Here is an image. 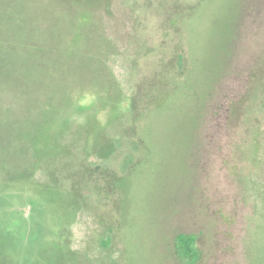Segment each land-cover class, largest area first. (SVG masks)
<instances>
[{
  "label": "rangeland",
  "instance_id": "rangeland-1",
  "mask_svg": "<svg viewBox=\"0 0 264 264\" xmlns=\"http://www.w3.org/2000/svg\"><path fill=\"white\" fill-rule=\"evenodd\" d=\"M20 46L57 50L50 55L64 62L61 78L72 71V96L94 90L84 52L101 46L94 55L128 98L123 128L107 124L102 142L79 141L68 158L89 168L116 157L127 179L116 211L90 197L70 213L56 196L71 189L61 167L30 154L19 175L27 189L4 187L0 167V264H264V0H0V48ZM66 46L76 50L63 57ZM45 94L67 107L56 91ZM97 118L105 124L107 112ZM85 122L73 114L69 133ZM24 192L52 212V236L24 242L12 214L28 218L23 237L42 219L30 220ZM178 235L195 236L194 262Z\"/></svg>",
  "mask_w": 264,
  "mask_h": 264
},
{
  "label": "trees",
  "instance_id": "trees-1",
  "mask_svg": "<svg viewBox=\"0 0 264 264\" xmlns=\"http://www.w3.org/2000/svg\"><path fill=\"white\" fill-rule=\"evenodd\" d=\"M100 47L88 46L84 52L87 60L86 68L91 70L90 74L89 70L86 73L88 77L92 76L90 80L94 90L91 93L80 91L77 96L75 95L76 97L72 96L77 91L74 86L75 82L67 81L65 78L66 74L72 71L63 70L64 77L61 78L64 62L53 61L58 51L51 46H42L40 51L35 46H20L19 52H16L14 48L8 47L4 50L0 48V52L4 54L9 65L7 67L0 63V167L6 168L9 174L1 182L4 187L11 185H18L22 189L29 187L27 177L19 175L28 168L29 159L33 155L39 157L42 162L48 161L54 163L55 167H61L60 171H65L66 178H70L72 182L71 189L67 193L56 195L57 198L60 196L64 199L63 203L59 204L61 211L71 213L72 208L82 205L83 202L87 203L90 197L100 207L109 204L115 211L119 208L121 185L127 176L120 174L111 164L116 157L106 158L102 164H94L89 168L82 167L68 158V154H71V150L79 141L87 144L95 141L102 142V139L106 138L107 124L118 122L121 129L123 128V122L119 119L121 115L126 114L124 103L128 98L123 94L117 80L111 70L105 66L101 57L94 55ZM74 50L76 46H66L63 48L64 55L62 56ZM50 53L54 55L53 58ZM65 65L68 66V64ZM54 70L59 76L56 79L50 78L47 74ZM6 75L8 77H5ZM48 91L59 93L63 100H67L65 102L67 103L65 107H67L63 108L57 105V102L54 104L53 97L45 94ZM87 94L93 99L89 104H84L82 99ZM127 109L132 117L136 118L139 114L134 99L129 101ZM104 110L107 112V121L102 124L97 117ZM73 114L85 115L86 119L82 128L80 125L77 126L75 136L69 133L72 131L71 117ZM2 129L10 131L11 134L3 136ZM59 158H65V166H58ZM20 196L22 199L29 197L34 206L33 215L40 212L42 216L39 232L35 238L52 236L51 225L53 223L50 225L49 222L53 215L52 212L45 209L44 205L31 194L24 192ZM53 205L56 206V203L54 202ZM6 209L8 214L9 211L12 212V209L7 206ZM15 213L16 211L12 214L11 221L15 222L19 219L20 224L27 230L29 222L22 216V212H20L21 215ZM25 235L28 234L22 235L24 242L32 240L30 237H23ZM56 235L65 237L63 242H59V246L63 249L68 247V230L61 229ZM194 243V235L176 237L177 249L186 260L191 262L196 260Z\"/></svg>",
  "mask_w": 264,
  "mask_h": 264
},
{
  "label": "flooded vegetation",
  "instance_id": "flooded-vegetation-1",
  "mask_svg": "<svg viewBox=\"0 0 264 264\" xmlns=\"http://www.w3.org/2000/svg\"><path fill=\"white\" fill-rule=\"evenodd\" d=\"M20 212H22V216H23V217L26 219V221H27L28 218L25 217V216L23 215V210H22V209L17 210L15 214L20 213ZM19 215H21V213H20ZM16 216H17V215H16ZM34 216H35V215H33V210H32V212L30 213V220H31ZM15 222H16V223L18 222V224H19V230H20V233H19V234L22 236V235L25 233V228L23 227L22 224H20V220H19V219H17ZM27 228L30 229V227H27ZM39 228H40V226H38V228H37V229H34V230L31 228V233H30V236H29V237H31L32 240L36 239L35 237L37 236V233L39 232ZM29 229H28V230H29Z\"/></svg>",
  "mask_w": 264,
  "mask_h": 264
}]
</instances>
